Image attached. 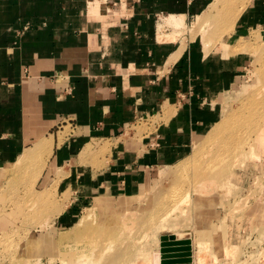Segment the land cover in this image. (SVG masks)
<instances>
[{"label": "crops", "instance_id": "crops-1", "mask_svg": "<svg viewBox=\"0 0 264 264\" xmlns=\"http://www.w3.org/2000/svg\"><path fill=\"white\" fill-rule=\"evenodd\" d=\"M241 2L0 0V182L22 158L43 161L36 178L43 185L61 169L60 191L70 192L71 203L53 223L64 231L89 200L108 213L131 212L141 190H152L159 173L184 160L220 119L227 93L251 63L237 41L264 35V0L220 14ZM205 17L232 22L210 49L179 32ZM140 121L152 128L138 137L131 129ZM106 140L104 160L78 163L86 144ZM103 195L120 197L115 204Z\"/></svg>", "mask_w": 264, "mask_h": 264}, {"label": "rangeland", "instance_id": "rangeland-1", "mask_svg": "<svg viewBox=\"0 0 264 264\" xmlns=\"http://www.w3.org/2000/svg\"><path fill=\"white\" fill-rule=\"evenodd\" d=\"M241 1L236 8L225 4L220 14H230V11L235 9L232 12L237 15L245 6V0ZM198 20L194 19L179 32L190 33L188 40H194L199 36L208 49L219 44L226 37L223 36L224 33L228 35L232 24L231 21L229 24L224 20L221 23L208 21L205 29L202 27L203 23H198ZM242 38L238 39L239 44L236 42L237 50L248 52L252 57L251 63L238 80L234 90L227 93L220 119L209 128H214L216 125L218 127L222 123L229 133L234 132L232 129L235 130L236 138L227 146L221 143L210 146L202 143L207 137L205 132L192 143L191 150L185 158L188 161L184 159L188 163L189 157L194 154L201 153L202 156L205 155L204 157H210L211 154L218 153L222 156L223 151V157H227L228 165L218 171L213 181L199 185L196 183L201 180H195L192 176H199L203 172L202 163L195 165L192 162L188 163L189 170H186L184 175L177 176L174 181L163 178L169 171L173 172L177 164L162 170L159 173V182L154 184L152 191L141 190L137 202L141 204L144 196L148 195L147 199H144L146 204L140 207L133 200L131 202L136 207L129 209L132 213L123 214V218L128 221L126 228H132L136 219L133 215H143V218H148L146 216L148 213L145 212L150 209L153 197L159 190L169 186L162 197L164 204L158 205L154 216L151 215L146 219L141 227L137 225L135 229L123 230L122 235L115 240L118 244L113 243L116 250L120 248L121 251L128 253L127 256H123L120 264H149L151 255L161 247L160 237L174 229L181 235L187 232V238L194 240L193 253L191 252L192 256L186 260V264H264V35L257 30L246 39ZM256 100L259 101L258 105L254 103ZM251 101L254 104L253 109ZM151 122H156V118H152ZM148 125H151L149 121H140L131 130L136 129L138 131L136 136L140 137L142 133L152 128V125ZM69 130V126L58 130L60 142L67 137ZM236 139L238 141L235 142ZM255 143L259 145L257 148L254 146ZM198 146L204 149L198 150ZM110 151L111 142L108 140L99 144L88 143L79 152L78 163L98 164ZM233 155L236 158L230 160L229 157ZM15 165L12 175L0 182V264H65L60 258L69 257L73 252L79 254L78 247L79 251L89 255L96 249L95 264L109 262L106 254L110 251L107 254L110 255L113 249L110 248L112 245L109 243L110 240H105L102 221L108 217L107 215H120V213L122 215V212L102 211L100 207L98 208L101 201L89 200L86 207L79 211L78 218L88 208L94 207L95 220L83 227L84 233L77 240L71 232L73 227L64 231L62 229L66 227L56 226L53 223L71 203L70 192L60 191L62 189L59 183L65 173L57 169L54 178L43 185L36 179L44 167L43 161L35 166L27 158H22ZM205 168L207 169L206 166ZM172 172L167 177H170ZM156 179L157 175L152 181ZM174 184L179 187L178 192L170 191ZM188 196L190 199L188 203H183L182 211L174 212L167 221L164 215L169 208L168 200L177 197L188 198ZM103 197L106 201L117 204L120 196L103 195ZM56 208L64 209L59 213ZM66 233H70L69 236L65 237ZM142 256L148 261L142 259L144 258Z\"/></svg>", "mask_w": 264, "mask_h": 264}, {"label": "bare ground", "instance_id": "bare-ground-1", "mask_svg": "<svg viewBox=\"0 0 264 264\" xmlns=\"http://www.w3.org/2000/svg\"><path fill=\"white\" fill-rule=\"evenodd\" d=\"M213 20V22H215V21H217L218 19L217 18H212V17H205L203 20H202V23H203V25H202V27H204L205 29H207V23H208V21L210 22V21H212ZM219 20H221V19H219ZM179 23H180V25L182 26V22H180V21H178ZM220 23H221V21H219ZM222 36V35H221ZM255 39V38H254ZM257 99V98H256ZM260 100V99H259ZM256 105H258V103H259V101L258 100H256L255 102H254ZM253 107H254V104H253V101H251V108L253 109ZM252 109H251V111H252ZM261 108L259 107V110H260ZM250 115H252V113L250 114ZM257 115V114H256ZM234 132H230L229 133V131H228V129L225 127H223V124L221 123L220 125H218V127H217V125L214 127V128H211V129H209L208 131H207V133H205L206 135H207V137H206V139H205V141H203L202 143L204 144V143H206L207 145H218V144H223V145H228V143H233L234 142V139L236 138V132H235V130L234 129H232ZM205 135V136H206ZM216 136H218L217 138V141H215V137ZM240 140V139H239ZM236 141H238V139H236L235 140V142ZM241 142H243V139H242V141ZM257 142V141H256ZM254 146L257 148V146H259L258 144L256 145V143L254 144ZM254 147V151L256 150V148ZM198 148V150H200V149H204L202 146H198L197 147ZM84 153V152H83ZM82 153V154H83ZM256 153V152H255ZM259 153V152H258ZM224 154H226V152L224 153ZM257 154V153H256ZM205 156V155H204ZM204 156H202V154L201 153H197V154H194V155H192V156H190L189 158V162L188 163H190L191 164V162L195 165V164H200V163H202V165L204 166V169H203V172L201 173V174H199V176H192L193 178H195V180L197 179V180H201V181H196L197 183L196 184H198L199 185V183L200 184H204V182H208V181H213L214 180V178H215V176H217V174H218V171H220V170H222V169H225L226 167H225V165L227 164V157L226 156H224L223 157V151H222V156H219V154L218 153H216V154H211L210 155V157H204ZM228 156V155H227ZM205 158V159H204ZM232 159L233 158V160L236 158L235 157V155H233V157H229V159ZM257 158V157H256ZM204 159V160H203ZM230 159V160H231ZM186 160V159H185ZM182 160L181 162H179L178 164H177V167L174 169V171L172 172V171H169V173L168 174H166L165 175V177L163 178V179H166L167 181H174V179H177L178 177L177 176H179V175H181V174H183L184 175V173H186V170L188 171L189 170V164L186 162V161H188V160ZM192 160V161H191ZM232 160V161H233ZM228 165V164H227ZM188 166V167H187ZM199 166V165H198ZM205 166L207 167V169L205 168ZM199 171V169H198V167H197V172ZM170 172H172V174H171V176L170 177H167L169 174H170ZM177 177V178H176ZM181 177V176H180ZM191 177V178H192ZM187 178V177H186ZM182 180V179H181ZM188 180V179H187ZM194 180V181H195ZM185 181V180H184ZM180 182V181H179ZM189 182H191V180L189 181ZM191 185H192V183H191ZM198 185H195V187L196 186H198ZM213 185V184H212ZM222 185V184H221ZM172 185H170V187H171ZM202 187V186H201ZM167 188H169V186L167 187ZM163 189V190H159L157 193H156V195L153 197V202L151 203V206H150V209L147 211V212H145V213H148L146 216L149 218L151 215H153L154 216V213H155V209L158 207V205H161V204H164V203H162L164 200H163V196H164V193H165V190H168V189ZM171 190H173L174 192H178V190H179V187L178 186H175V184L170 188V191ZM150 191H152V190H150ZM181 191V190H180ZM196 191V190H195ZM182 192V191H181ZM180 192V193H181ZM185 192V191H184ZM179 193V194H180ZM178 194L176 193V196H177ZM148 196V195H147ZM147 196H144V199H147ZM167 196V195H166ZM184 196V195H183ZM183 196H181V197H183ZM174 197H175V195H174ZM178 198V197H177ZM174 198V199H171L170 198V200H168L169 202H168V204H169V208H168V210H167V213H166V215H164L165 216V218H167V221L168 220H170V217L172 216V214L174 213V212H178V211H182V205H183V203H188V200L190 199V197L188 196V198ZM207 198V197H206ZM144 199L142 200V203L141 204H146L145 202H144ZM103 201V200H102ZM205 201V200H204ZM149 204V203H148ZM126 205V203H124V202H120L119 203V205H118V207L119 208H123L124 206ZM189 205V204H188ZM127 207V206H126ZM185 207V206H184ZM187 207V206H186ZM185 207V208H186ZM99 208V207H98ZM104 208V207H103ZM201 208V207H200ZM61 209V210H60ZM60 209H58L57 211L60 213L61 211H63V209L64 208H60ZM113 209V208H112ZM184 209V208H183ZM104 210V209H103ZM111 210V209H110ZM128 210V209H127ZM187 210V209H186ZM135 211V210H134ZM132 213V212H131ZM179 213V212H178ZM95 214H96V209L94 208V207H91V208H88L87 210H86V212L85 213H83L82 214V216H80V218H79V220L77 221V223L74 225V229H72L71 230V232L72 233H74V237H75V239H80V237H81V234L82 233H84V230H83V227H86V226H88L87 224H89V223H92L94 220H95ZM178 215V214H177ZM182 215V214H181ZM129 216V215H128ZM133 216H136V219L134 220V223H133V225H132V228L133 229H135L136 228V226L137 225H139L140 227H141V225L143 224V222L146 220V219H148V218H143V215H133ZM132 216V217H133ZM183 216V215H182ZM189 216V215H188ZM127 217V216H126ZM142 217V218H141ZM175 217H176V215H175ZM179 217V216H178ZM152 218V217H151ZM186 218V217H185ZM128 221L126 220V219H124L123 218V215H109L108 217H106L103 221H102V231H103V233H104V235H105V237H106V241H108V240H110V242L109 243H111L112 245L110 246V245H106V246H110V248H112L113 250V252L111 251V253H109L110 255H107L108 254V252H110V251H108L107 252V254H106V256L108 257L107 259H109V262H107V260H105V262H107V263H105V264H120V261L123 259V256L125 257V256H127V252H125V251H121L120 250V248L119 249H115V245H113V243H115V240L118 238V236H120V235H122L121 233L122 232H124L126 229H132V228H126L127 227V223ZM169 224V223H168ZM170 226H175V225H171L170 224ZM124 230V231H123ZM69 234L70 233H66V236L65 237H67V236H69ZM147 234V232H145V235ZM186 234H187V232L185 233V234H180L179 232H176L175 231V229L174 230H172V231H168L167 233H165V235H163L162 237H165V238H171V239H174V240H176V241H179V240H188V243H189V245H188V251H186V252H183V253H179V257H182V258H190L191 256H192V244H193V239H189V238H187V236H186ZM189 234V233H188ZM107 235V236H106ZM62 236H64V234L62 235ZM78 236V237H77ZM148 236V235H147ZM145 237V236H144ZM162 237H160V239L162 238ZM190 237V236H189ZM146 238H148V237H146ZM146 238H144V239H146ZM159 238V237H158ZM80 243V242H79ZM132 243V242H131ZM200 243V242H199ZM115 244H118V243H115ZM121 244V243H120ZM158 244H160V243H158ZM80 245H82L81 243H80ZM105 246V247H106ZM78 247V246H77ZM76 247V248H77ZM86 247V246H85ZM125 248V247H124ZM105 249V248H104ZM122 249V248H121ZM80 250V248L78 247V253L79 254H76V252H73L72 254H71V256H69V257H62V258H60V260H61V262L63 263V262H65V264L66 263H68V264H95V252H96V249H95V251H93L92 252V254L91 255H89L88 253H86V252H82V251H79ZM192 252V253H191ZM85 254V255H84ZM147 254V253H146ZM141 255V254H140ZM177 254H172V255H169V256H171V257H175ZM79 256V258H76V257H78ZM103 256H104V254H103ZM152 256V258H150L151 260H149V261H151V262H149V264L150 263H152V264H161V258H162V254H161V247H160V249H157L154 253H153V255H151ZM142 257H144V258H142V259H147V258H145V256H142ZM146 257H147V255H146ZM150 257V256H149ZM105 258V257H104ZM139 259H141V258H139ZM193 260V259H192ZM147 261H148V259H147ZM184 261H186V260H184ZM104 262V261H103ZM138 263V262H137ZM145 263H146V261H145ZM136 264V263H135ZM148 264V263H147ZM186 264V263H185ZM193 264V263H192Z\"/></svg>", "mask_w": 264, "mask_h": 264}, {"label": "water", "instance_id": "water-1", "mask_svg": "<svg viewBox=\"0 0 264 264\" xmlns=\"http://www.w3.org/2000/svg\"><path fill=\"white\" fill-rule=\"evenodd\" d=\"M188 240H179L169 239L162 237L161 238V264H185L187 258L179 257V253L188 251ZM177 254L175 257L169 255Z\"/></svg>", "mask_w": 264, "mask_h": 264}]
</instances>
